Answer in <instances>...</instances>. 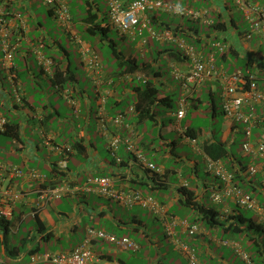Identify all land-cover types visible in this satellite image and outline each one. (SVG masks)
I'll list each match as a JSON object with an SVG mask.
<instances>
[{
  "label": "crops",
  "instance_id": "obj_1",
  "mask_svg": "<svg viewBox=\"0 0 264 264\" xmlns=\"http://www.w3.org/2000/svg\"><path fill=\"white\" fill-rule=\"evenodd\" d=\"M66 1L72 14L69 29L57 21L46 0H0V8L6 12L9 40L18 43L12 62H6L0 35V116L6 119L4 128L0 130V160L21 170V173L7 174V181L18 197L13 218L0 221V256L6 260L19 256L20 262L26 263L30 262L33 253L70 251L85 239L88 227L94 226L119 238L130 237L137 247L94 238L92 248L95 260L92 264H168L165 260L168 252L154 237L159 229L179 252L174 264H180L181 259L188 264L180 250L183 244L194 249L202 264H264V206L259 200L256 198L260 209L253 211L261 228H250L241 219L242 225L239 223V226L243 231L238 232L248 236L252 243L250 246L259 253L260 259L256 262L244 244L233 237L237 232L230 228L238 221L240 206L234 198H224L218 202L212 198L213 188L221 185L222 180L209 173L206 165L201 170L199 162L191 158L184 161L183 156H177L188 167L185 173L156 165L144 151L143 148L148 147L153 154L160 150L167 157L170 153L174 154L176 141L170 142L164 138L162 130L166 127L163 116L170 113V107L154 102V119L137 120L139 92L145 88L147 81H152L154 86L168 93L177 90L178 108L180 101L187 98V112L180 121L177 117L172 119L174 125L169 129L175 127L182 135L181 128H193L197 143L187 139L186 142L191 143L195 153L202 155L204 163L206 148L212 142H222L221 146L213 149V153L221 150L225 154L222 161L232 172L235 173L245 164L259 165V158L243 150L242 144L248 139L244 123L227 117L223 112L219 81H206L187 93L182 81L174 74L176 68H189V59L180 49L178 39L190 38L206 59L214 58L217 67L227 72L239 69L253 72L258 89L264 93V38L259 33L249 35L251 20L235 5L234 0H166L201 9L206 14L190 28L191 22L187 23L171 13H149V28L161 31L169 27L174 31V38L158 39L149 28L140 31V25L133 34H123L113 28L109 6L102 10V0ZM131 1L124 0L126 5ZM250 1L264 4V0ZM106 2L108 4V0ZM218 22L221 24L218 28L211 26ZM85 30L99 36L98 41L109 46L116 57L122 56L121 60L135 58L140 63L134 52L124 54L114 38L109 36L111 30L117 31L123 39L131 37L130 40L134 41L133 45L143 57L146 53H154L159 45L160 48L156 50L158 56L153 58V63H140L144 66L135 72H124L123 66L122 71L108 73L103 65V82L98 86L83 64L76 42L73 40L70 46L65 44L67 38L72 40V34H76L95 48L94 43L86 39ZM218 43L226 45L224 51L218 49ZM172 45L179 50L176 51ZM41 56L52 59L50 71L40 64ZM164 57L173 71L171 80L163 79V69L161 65L157 66L158 59ZM79 67H83V77H80ZM83 78L90 81L94 93L90 90L89 82L82 81ZM134 78L142 80V83L133 87L125 84L124 80ZM65 90H69L76 105L64 96ZM104 93L107 113L113 116L122 112L125 115L123 123L110 121L109 129L131 136L136 149L160 169L159 174H151L140 165L129 168L126 161L132 154L124 144L118 151L121 161L114 159L108 147L109 133L100 127L97 114ZM128 95L130 102L123 109L124 99ZM204 102L212 119H216L219 110L224 114L220 126L209 130L194 126L191 121L185 125L188 111L191 108L199 109ZM255 113L258 120L253 128L252 140H264V100L256 104ZM149 122H152V126L142 133L141 127ZM160 122L162 128L157 136L155 132ZM147 132L151 134L149 139ZM239 134L243 135L240 144L237 143ZM157 137L160 138L159 144L155 141ZM55 144L65 147L64 151L68 152L66 168L60 169L58 166L57 162L65 153L53 149ZM162 146L169 151H164ZM261 170L258 179L247 184L264 195V172ZM103 175L114 177L116 188L137 189L153 197L157 194L158 197L154 198L165 205L167 218L174 222L172 232L167 231L165 215H158L139 205L125 206L98 194L90 178ZM43 188H56L58 193L46 201L40 195ZM95 197L109 201L102 202ZM179 203L184 207L183 215L178 213ZM215 212V220L219 219V223H212L206 217ZM151 218L152 221L148 222ZM194 224L198 229L190 233L189 227ZM131 232L136 234L135 239L127 234ZM226 234L232 237H226ZM68 245L71 247L64 249ZM57 246L63 249H57ZM32 264L54 263L37 261Z\"/></svg>",
  "mask_w": 264,
  "mask_h": 264
},
{
  "label": "built area",
  "instance_id": "obj_2",
  "mask_svg": "<svg viewBox=\"0 0 264 264\" xmlns=\"http://www.w3.org/2000/svg\"><path fill=\"white\" fill-rule=\"evenodd\" d=\"M46 3L54 9L57 21L62 26L69 29L72 24L70 9L65 0H46ZM235 5L239 6L245 15L251 20V29L254 32L260 33L264 38V4H256L250 0H234ZM110 24L113 28L122 33L133 34L138 25L140 31L144 28H149L150 14L156 11H164L171 13L179 18L200 19L205 16L206 12L201 9L185 6L166 0H132L128 5L124 0H108ZM150 13V14H149ZM151 28H149L150 30ZM152 30V29H151ZM251 32L249 33V35ZM0 35L2 42V50L6 62H12L13 53L18 43L9 40V27L6 19V12L0 8ZM152 35L158 39L174 38V33L170 29L163 31L152 30ZM78 46L83 64L87 68L89 75L96 85H101L103 82V64L98 52L86 41L76 34H72ZM180 48L184 51L185 56L190 60V66L187 70L174 69V74L182 81L185 91L191 92L195 87L200 86L208 79H218L221 84V94L223 98V107L225 114L232 119L242 120L245 123V133L247 140L243 143V150L250 153L254 157L260 159V164H251L246 170L248 176L254 175L259 168L264 169V140H252V132L258 116L254 112V107L257 103L264 100V93L257 87L256 75L253 72L246 73L241 70L226 73L220 71L214 63V58L204 60L194 46L188 44L184 39H178ZM220 50L225 48V45L218 43ZM9 63V64H10ZM52 59L41 56L40 64L47 71H50ZM64 96L70 103L76 105V100L71 95L69 90L63 92ZM106 94L101 96V104L98 107L97 114L100 127L105 133H109L108 147L117 160L121 161L118 151L124 144L129 152L133 153V157L129 161V167L140 165L145 167L151 174H159L160 169L149 160L143 153L136 149L134 140L131 136H124L120 132L111 131L109 122L123 123L125 121L124 113L110 115L105 109ZM245 107H250L251 111L246 112ZM187 112V100L183 98L179 103V108L176 111V117L180 121L185 117ZM6 119L0 116V130L4 128ZM128 125V124H127ZM182 136L189 142L197 143V139L186 135L184 128H181ZM53 149L59 152H64V157L58 161L61 168L67 167L68 152H65L63 147L53 145ZM206 169L217 178L222 180V184L213 188L212 198L218 202L224 198H234L235 202L242 207L248 209H260L258 200L249 192H244L239 186L233 183V174L224 166L221 160L215 159L208 154H205ZM21 173L19 168L4 164L0 160V218L5 220L12 219L14 215V206L17 200V193L12 185L7 181V174ZM94 185L95 191L105 197L113 198L124 205L132 206L139 204L144 208L153 210L158 215H165L167 231L171 233V222L167 218L168 211L165 205L157 201L153 196L145 195L136 189H124L115 187V179L112 176L103 175L96 178H90ZM58 193L56 188H43L40 192L42 199L46 201ZM198 226L196 224L189 227L190 233L196 232ZM94 238H100L112 243H123L128 246L137 244L129 237L119 238L113 233L107 232L104 229L88 227L85 239L75 248L70 251H44L33 253L30 262H20L19 256L12 260H6L0 256V264H32L37 261H50L54 264H92L95 260L92 244ZM181 252L186 256L188 264H202L195 254L194 249L187 244H183L180 248ZM122 264V263H119Z\"/></svg>",
  "mask_w": 264,
  "mask_h": 264
},
{
  "label": "rangeland",
  "instance_id": "obj_3",
  "mask_svg": "<svg viewBox=\"0 0 264 264\" xmlns=\"http://www.w3.org/2000/svg\"><path fill=\"white\" fill-rule=\"evenodd\" d=\"M176 1L180 2V0H176ZM101 4H102V10H104L107 6H109V4H107L106 0H102ZM83 32H85L84 34H85L86 39L88 41H91L92 43H94V46L99 53L102 64L105 67V71L108 73H115V72L122 71V69L124 68L120 64L122 56L116 57V55L112 52V50L109 46H106L105 44H102L101 41H98L99 36H94L93 34L89 33L86 30ZM109 36L114 38V40L118 43V45L123 49V52L125 55H128L129 52H134L140 63H142L143 61H150L153 63V58H156L158 56L156 53V50L158 48H160L159 45L156 46L154 53H152V54L146 53V56L143 57L141 54V51L136 50V47L133 45L134 41L130 40V39H132L131 37L128 36V39H123L122 38L123 36H121L117 31H112V30L109 32ZM65 39H66V37H65ZM69 39L67 38L66 42H65V44L67 46H70V43H73V40L70 39L71 41H69ZM119 46H117V49ZM172 46H174V49L176 51L179 50L176 45H172ZM75 57L78 58L77 55ZM159 65H161V68L163 69V76H162L163 79H170L171 80L173 78V71H172L171 67L168 65L167 58L166 57H164L163 59L159 58L157 66H159ZM154 67H156V66H154ZM82 71H83V67H79L80 77H83ZM151 78L152 79L154 78L153 74H151ZM82 81L89 82L90 90L94 93V87L92 86L90 81L87 78L86 79L83 78ZM124 81H125V84L129 85L130 87H133V85H137L139 83L140 84L142 83V80H140L138 78L124 80ZM170 94H171V99H172L173 104L170 107V113H165V115L163 116L164 121L166 123V127L162 128L161 122H160V124L156 128L155 133L158 136L159 129L162 128V130L164 131V138L168 139L170 142L176 141L175 147L173 148L174 154L170 153L169 156L167 157V156H164L165 154H164L163 150H160L158 153L153 154L149 150L148 147L143 148V149L146 152V154L149 155L154 160L156 165H162L166 169H176L179 172L184 171L186 173L188 171V167L185 166V162L179 161L177 159V156L181 155V156H183L184 161H188L189 158L198 161L200 169L203 170L205 163H204V159H203L202 155H198L197 153H195V151L192 149L191 143L186 142V138L184 136H182L175 127H173L171 130L169 129L171 126L174 125V122L172 121V119L173 120L176 119L175 113H176V110L178 108L177 96L179 95L177 90L176 91H170ZM217 100H218V105H219L218 95H217ZM128 102H130V96L129 95L127 96L126 99H124V105L122 107L123 109H125L127 107ZM205 102H208V101H205ZM205 102H204V104H202L199 107V109L191 108L188 111V115H187L185 122H184L185 125H187V123L189 121H191L194 126L195 125L200 126L202 128L209 129V130L211 128H215L217 125L220 126L222 119L225 117L224 114H222L221 110H219L218 115H216V117H215L216 119H212L210 114L207 112L208 105ZM220 106H221V104H220ZM150 126H152V122H149V123H147V125H144L143 127H141L142 133H144L145 130L149 129ZM150 135H151L150 132L146 133V136L148 139L150 138ZM242 140H243V135L239 134L237 143L240 144ZM155 141H157V143L159 144L160 138H158V137L155 138ZM162 147H164V151H167V152L169 151V149L166 146H162ZM183 166H184V168H183ZM154 197H158V195L154 194ZM95 199H99L102 202L109 201L108 199H102L101 197H95ZM177 210H178V213L180 215H183L182 213L184 211V207L182 205H180V203L177 206ZM243 212L247 216H251L253 218L256 217L255 213L252 209L249 210L248 208H245V209H243ZM151 221H152V218L148 222H151ZM107 227L109 228L110 226L107 225ZM254 232H256V231H254ZM127 234H129L134 239L136 238V234L134 232L127 233ZM225 236L229 237V238L232 237L231 234H226ZM154 237H157L160 240V245L163 246L164 251L168 252V254L165 258L167 263L168 264H174L177 260V256L179 255L177 248L170 245L169 241L164 236L162 229H159V231H156V233H154ZM233 237H236L237 239H239L244 244V246L246 247V249H247L246 251L249 253V255L251 257H253L252 259L255 260L256 262H259L260 255L258 252H255L253 250V248L250 246V244H252V243L250 240L247 239L248 236L243 235L242 233H236L235 236H233ZM253 246L255 247L256 245L254 244ZM57 247H58L57 249H63L61 246H57ZM69 247H71V246L70 245L64 246V249L69 248ZM234 257L238 258L235 254H234ZM129 262H131V261H129ZM182 263L183 264L185 263L184 259H181L180 264H182Z\"/></svg>",
  "mask_w": 264,
  "mask_h": 264
},
{
  "label": "trees",
  "instance_id": "obj_4",
  "mask_svg": "<svg viewBox=\"0 0 264 264\" xmlns=\"http://www.w3.org/2000/svg\"><path fill=\"white\" fill-rule=\"evenodd\" d=\"M50 9H51V11L54 13V15H55V12H54V9L52 8V7H50ZM56 16V15H55ZM184 20H186V22L187 23H189V22H191V24H190V28H192L193 26H195V24L196 23H199L198 21H199V19H192V18H184ZM211 26H213V27H216V28H218L219 26H221V24H220V22H218V23H214V24H212ZM166 29H169V27L168 28H166ZM171 29V28H170ZM165 30V29H164ZM161 31H163V30H161ZM174 32V31H173ZM257 33V32H254V31H252V29H251V33ZM260 34V33H259ZM184 40L188 43V44H191V45H193L194 46V48H195V50L198 52V53H200L199 51H198V48H197V45H196V43L194 44V40H191L190 38H184ZM226 46V45H225ZM180 47V46H179ZM226 48V47H225ZM225 48L223 49V50H221V52L222 51H224L225 50ZM181 49V48H180ZM219 49V48H218ZM182 50V49H181ZM220 50V49H219ZM183 51V50H182ZM183 53H184V51H183ZM201 54V53H200ZM201 56H202V58L204 59V60H208V59H206L205 57H204V55L203 54H201ZM188 57V56H187ZM189 59V58H188ZM242 61H243V63H244V60L242 59ZM189 62H190V60H189ZM121 66H125V70H124V72H135V71H137V70H139V69H141V66H144V65H141L140 63H138L137 62V60L135 59V58H128V59H124V60H121ZM216 65V64H215ZM189 66H190V64H189ZM217 66V65H216ZM220 71H223V72H226V73H232V72H227V71H225V70H223V69H221V68H219V67H217ZM239 70H241L242 72H244V73H246L247 71H244V70H242V69H239ZM235 71H238V70H235ZM235 71H233V72H235ZM211 80H218V79H208V80H206V81H211ZM205 81V82H206ZM219 81V80H218ZM204 82V83H205ZM204 83H202V84H204ZM219 83H220V81H219ZM201 84V85H202ZM200 85V86H201ZM221 85V84H220ZM198 87V86H197ZM197 87H195L193 90H195ZM221 99H222V109H223V112H224V107H223V98H222V94H221ZM186 100H187V98H186ZM154 102H159V103H161V104H163V105H168L169 107H171L172 106V99H171V94L170 93H168V92H166V91H164V90H162L161 88H159V87H157V86H154L153 85V83H152V81H147V83H146V85H145V88L143 89V90H141L140 92H139V101H138V103H137V111H138V116H137V120H138V122H141V121H145V120H150V119H154V116H153V113H152V104L154 103ZM256 106V105H255ZM247 108H249V110L247 111L246 109ZM254 112H255V107H254ZM245 111L246 112H250L251 111V108L250 107H245ZM224 114H225V112H224ZM226 115V114H225ZM227 116V115H226ZM228 117V116H227ZM234 120H237V121H241V122H243L242 120H238V119H234ZM257 120H258V118H257ZM256 120V121H257ZM244 123V122H243ZM256 124V123H255ZM244 126H245V123H244ZM255 127V126H254ZM185 131H186V135H188V136H191V137H193V138H196V136H195V134H194V130H193V128H186L185 129ZM252 135H253V132H252ZM252 137V136H251ZM108 143H109V141H108ZM55 145H57V144H55ZM222 145V142H212L211 143V145H210V147H207L206 148V154H208V155H210L211 157H213V158H215V159H218V160H221L222 161V158H223V156H225V154L220 150V152H217V153H213V149L214 148H217L218 146H221ZM243 145V144H242ZM59 146H61V145H59ZM62 147V146H61ZM63 148H65V147H63ZM110 150V149H109ZM139 151V150H138ZM132 155H131V157L129 158V160L128 161H126V163L128 164V167H129V161H130V159L134 156L133 155V153L132 152H130ZM142 153V152H141ZM114 159H116L115 157H114ZM58 163V162H57ZM222 163H223V161H222ZM126 164V165H127ZM224 164V163H223ZM205 165H206V163H205ZM249 165H251V164H245V165H242V166H240L239 167V169H237L236 170V172L234 173V172H232L228 167H227V169L233 174V183L234 184H236L237 186H239L244 192H249V193H251L255 198H257L258 200H259V202H260V204H262L263 206H264V195H261L260 194V192L258 191V190H255L254 188L252 189V188H250L249 186H248V184L247 183H251L252 181H253V179H258V177H259V175H258V173L260 172V168H262V167H260L259 168V170H258V172H256L254 175H252V176H248L247 175V173H246V170H247V168L249 167ZM258 165V164H257ZM59 166V165H58ZM225 166V165H224ZM60 167V166H59ZM130 168V167H129ZM143 168H145V167H143ZM60 169H62L61 167H60ZM146 170H148L147 168H145ZM263 169V168H262ZM261 171H263L264 172V169L263 170H261ZM209 172V171H208ZM210 173V172H209ZM212 174V173H211ZM215 176V175H214ZM239 181H241L242 183H240ZM137 190V189H136ZM140 191V190H139ZM263 192V191H262ZM143 193V192H142ZM145 195H147V194H145ZM151 196V195H150ZM108 198V197H107ZM113 199V198H112ZM115 200V199H114ZM117 201V200H116ZM119 202V201H118ZM119 203H121V202H119ZM122 204V203H121ZM237 204V203H236ZM124 205V204H123ZM134 205H139V204H134ZM134 205H132V206H134ZM237 205H239V204H237ZM125 206H127V205H125ZM132 206H129V207H132ZM139 206H141V205H139ZM240 206V205H239ZM142 207V206H141ZM142 208H144V207H142ZM236 209V208H235ZM243 209H245V207H242V206H240L239 208H238V210H239V212H240V216H239V218H238V221L236 222V225H233V224H231V226H230V228L235 232H242L243 231V228L241 227V226H239V223H240V225H242V221H240L241 219L243 220H245L246 222H247V225L250 227V228H253V229H255V230H257V228L259 227V228H261V223H258V222H256V220H255V218H253V217H251V216H247V215H245V213L243 212ZM216 213L217 212H215V213H212V214H208V215H206V217H207V219L208 220H210V221H212V223H213V221L214 222H218L219 221V219H216L215 220V217H216ZM11 220V219H10ZM10 220H5L4 218H0V221H10ZM219 223V222H218ZM91 227H94V226H91ZM94 228H97V227H94ZM97 229H100V228H97ZM108 232V231H107ZM111 233V232H110ZM117 236V235H116ZM130 238V237H129Z\"/></svg>",
  "mask_w": 264,
  "mask_h": 264
},
{
  "label": "clouds",
  "instance_id": "obj_5",
  "mask_svg": "<svg viewBox=\"0 0 264 264\" xmlns=\"http://www.w3.org/2000/svg\"><path fill=\"white\" fill-rule=\"evenodd\" d=\"M65 2H67L66 0H65ZM48 5V4H47ZM49 6V5H48ZM70 9V8H69ZM70 13H71V11H70ZM72 15V14H71ZM72 17V16H71ZM79 36V35H78ZM95 49V48H94ZM15 207V206H14ZM14 216V215H13ZM13 218V217H12ZM53 252H55V251H53ZM56 252H61V251H56Z\"/></svg>",
  "mask_w": 264,
  "mask_h": 264
}]
</instances>
